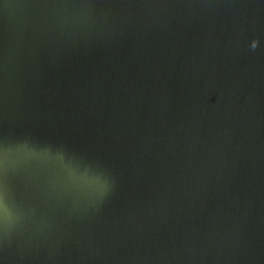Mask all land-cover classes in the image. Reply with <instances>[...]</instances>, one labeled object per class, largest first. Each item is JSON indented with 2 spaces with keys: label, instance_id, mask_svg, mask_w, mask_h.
<instances>
[{
  "label": "water",
  "instance_id": "1",
  "mask_svg": "<svg viewBox=\"0 0 264 264\" xmlns=\"http://www.w3.org/2000/svg\"><path fill=\"white\" fill-rule=\"evenodd\" d=\"M0 264H264V0H0Z\"/></svg>",
  "mask_w": 264,
  "mask_h": 264
},
{
  "label": "snow or ice",
  "instance_id": "2",
  "mask_svg": "<svg viewBox=\"0 0 264 264\" xmlns=\"http://www.w3.org/2000/svg\"><path fill=\"white\" fill-rule=\"evenodd\" d=\"M4 194V189L3 188H0V197H2Z\"/></svg>",
  "mask_w": 264,
  "mask_h": 264
}]
</instances>
